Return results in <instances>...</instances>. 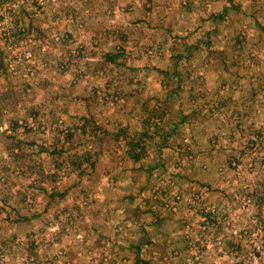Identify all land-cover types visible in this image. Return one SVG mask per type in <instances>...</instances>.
I'll return each mask as SVG.
<instances>
[{"label": "rangeland", "instance_id": "1", "mask_svg": "<svg viewBox=\"0 0 264 264\" xmlns=\"http://www.w3.org/2000/svg\"><path fill=\"white\" fill-rule=\"evenodd\" d=\"M0 264H264V0H0Z\"/></svg>", "mask_w": 264, "mask_h": 264}, {"label": "trees", "instance_id": "2", "mask_svg": "<svg viewBox=\"0 0 264 264\" xmlns=\"http://www.w3.org/2000/svg\"><path fill=\"white\" fill-rule=\"evenodd\" d=\"M228 1H231V0H228ZM223 9H226V7H224ZM119 56H120L119 52H113V51L104 52L105 60L108 61L109 63L115 65V66L119 65V61H118ZM86 122H91V120L86 119ZM93 125H95V127L93 128L94 132H97L98 130L100 131V133L97 132V135H100V139H99L98 144H100L101 146L106 143V142H104V139H103V138H105L106 135L110 136L109 139H111L112 136H114L116 139L126 140V142H125V145L127 146L126 154H127L128 158L131 159L132 161L137 162L140 159H142L143 156L145 155V146H144V143L142 142V135L139 138H135L133 136L129 137V136H126V134H124V130H125L124 128H120L117 130H111V133H110L109 130H106V129L100 130L101 126H99L95 122L93 123ZM73 134L74 133H73L72 129H69L66 132V134H64L66 141H68V139H70L71 136H73ZM168 135L169 134H167V133L164 134L162 143L160 144V147L165 146V142L168 139L167 138ZM67 137H70V138H67ZM44 151H45V148H44ZM62 152H63L62 148H55L54 150L50 151V153L52 155L54 153L61 154ZM85 153L89 154L90 152L87 151ZM57 160L58 159L56 158V161ZM159 161H161V163H162V159H160ZM90 167L91 168L94 167V164L92 163L90 165Z\"/></svg>", "mask_w": 264, "mask_h": 264}]
</instances>
